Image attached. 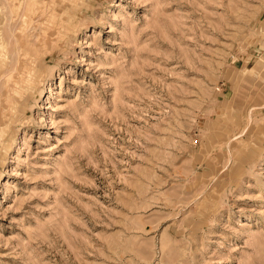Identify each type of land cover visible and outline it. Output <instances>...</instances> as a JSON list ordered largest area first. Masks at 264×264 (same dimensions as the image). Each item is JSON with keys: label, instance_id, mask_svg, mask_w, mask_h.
<instances>
[{"label": "rangeland", "instance_id": "1", "mask_svg": "<svg viewBox=\"0 0 264 264\" xmlns=\"http://www.w3.org/2000/svg\"><path fill=\"white\" fill-rule=\"evenodd\" d=\"M0 264H264V0H0Z\"/></svg>", "mask_w": 264, "mask_h": 264}, {"label": "bare ground", "instance_id": "2", "mask_svg": "<svg viewBox=\"0 0 264 264\" xmlns=\"http://www.w3.org/2000/svg\"><path fill=\"white\" fill-rule=\"evenodd\" d=\"M29 73V72H28ZM28 73H26V74H28ZM32 73V72H31ZM29 76H30V74H28ZM27 76V75H26ZM28 77V76H27ZM29 78V77H28ZM20 80V79H19ZM21 81V80H20ZM32 83V82H31ZM16 86V85H15ZM15 89H17V88H15Z\"/></svg>", "mask_w": 264, "mask_h": 264}]
</instances>
